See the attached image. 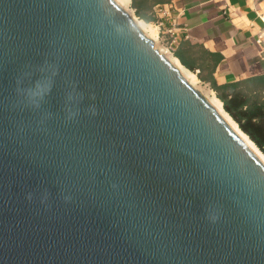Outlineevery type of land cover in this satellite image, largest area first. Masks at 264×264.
Returning a JSON list of instances; mask_svg holds the SVG:
<instances>
[{"label":"water","instance_id":"water-1","mask_svg":"<svg viewBox=\"0 0 264 264\" xmlns=\"http://www.w3.org/2000/svg\"><path fill=\"white\" fill-rule=\"evenodd\" d=\"M0 264H264V164L113 0H0Z\"/></svg>","mask_w":264,"mask_h":264},{"label":"crops","instance_id":"crops-1","mask_svg":"<svg viewBox=\"0 0 264 264\" xmlns=\"http://www.w3.org/2000/svg\"><path fill=\"white\" fill-rule=\"evenodd\" d=\"M156 14L177 46L187 41L222 57L216 84L264 74V0H170Z\"/></svg>","mask_w":264,"mask_h":264},{"label":"trees","instance_id":"trees-1","mask_svg":"<svg viewBox=\"0 0 264 264\" xmlns=\"http://www.w3.org/2000/svg\"><path fill=\"white\" fill-rule=\"evenodd\" d=\"M169 2L170 0H130L136 17L147 24L157 21L156 9ZM173 56L185 69L196 73L200 81L209 85L222 103L223 110L264 156V74L218 85L213 74L222 59L219 54L211 53L200 45L182 41Z\"/></svg>","mask_w":264,"mask_h":264},{"label":"bare ground","instance_id":"bare-ground-1","mask_svg":"<svg viewBox=\"0 0 264 264\" xmlns=\"http://www.w3.org/2000/svg\"><path fill=\"white\" fill-rule=\"evenodd\" d=\"M120 8L128 9L130 0H113ZM125 11V10H124ZM135 22V21H134ZM137 27L141 30L144 35H148L150 37L155 35V29L149 24L144 23L143 21H137L135 23ZM155 49V48H154ZM175 69H177L180 75L187 81V83L191 86L195 83L196 77L193 73L185 69L179 61L175 57H168L166 59ZM208 95V94H207ZM206 101L218 112V114L222 117V119L229 124L228 126L232 129V131L249 147V149L256 155V157L264 164V157L260 153V151L255 147V145L247 138L245 134H243L236 124L231 120L230 116L226 114L225 111L222 110V103L216 98L213 92H210L206 97Z\"/></svg>","mask_w":264,"mask_h":264},{"label":"rangeland","instance_id":"rangeland-1","mask_svg":"<svg viewBox=\"0 0 264 264\" xmlns=\"http://www.w3.org/2000/svg\"><path fill=\"white\" fill-rule=\"evenodd\" d=\"M124 10L135 21V23L137 21H141V20H139L136 17L135 12L131 8V4L130 3H129V8L128 9H124ZM148 24L151 25L153 27V29H155V35L152 36V37H150L148 35H145V36L148 37L153 42L154 48L161 55H163L166 59H167V56L168 57H174L173 56V52L174 51L172 52V50H171V36H170V34H168L166 32V30H167L166 27L164 25H162V23H159L158 19H157V21L152 22V23H148ZM193 74L196 77V81H195V83L193 85H191V87L194 90L198 91L199 94L201 96H203V98H205V100H206V97L209 95L210 92H212V90L209 88V85L207 83H203L202 81H200L198 79V77L196 76V73H193ZM213 94H215V93H213Z\"/></svg>","mask_w":264,"mask_h":264},{"label":"built area","instance_id":"built-area-1","mask_svg":"<svg viewBox=\"0 0 264 264\" xmlns=\"http://www.w3.org/2000/svg\"><path fill=\"white\" fill-rule=\"evenodd\" d=\"M263 23H264V21H263ZM166 32H167L168 34H170V36H171V50H172V52H173V51H175V48H176V46H177V43H178L177 40H178V39L172 35L171 31L166 30Z\"/></svg>","mask_w":264,"mask_h":264}]
</instances>
